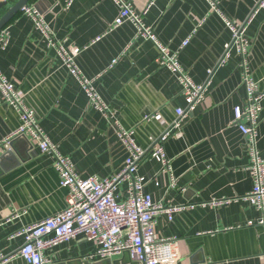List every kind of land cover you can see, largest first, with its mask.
Returning a JSON list of instances; mask_svg holds the SVG:
<instances>
[{
  "label": "crops",
  "instance_id": "1",
  "mask_svg": "<svg viewBox=\"0 0 264 264\" xmlns=\"http://www.w3.org/2000/svg\"><path fill=\"white\" fill-rule=\"evenodd\" d=\"M15 1L0 0V16ZM126 1L136 12L147 8L143 21L170 50L179 49V62L195 83L208 81L204 100L163 142L170 171L151 156L137 164V174L149 179L144 191L154 202L194 204L171 220L157 215L156 235L177 238L181 257L174 264H264L263 214L244 199L253 185L249 156L231 124L234 107L245 96L240 56L232 50L219 65L231 39L224 17L243 22L259 0H215L219 11L210 10L207 0ZM27 5L42 14L56 45H49L33 19L19 11L6 24L10 37L0 50L1 71L79 176L117 174L129 151L113 120L133 130L134 142L147 149L175 119V109L186 107L178 79L155 62L153 43L136 36L132 22L111 28L118 13L112 0H72L68 7L65 0H30ZM246 37L249 74L264 90V8L248 24ZM60 47L75 55L79 74L93 81L107 114L90 105L78 78L63 64ZM19 125L17 111L0 99V143ZM28 142L27 137L14 140L13 152L21 158L17 164L8 158L0 164V252L9 256L1 264H28L16 254L23 236H9L66 207L68 189L60 185L53 158ZM256 146L264 159V98ZM125 187L121 184L120 191ZM216 200L227 202L212 204ZM96 249L77 236L44 249L43 255L49 264H140L126 254L93 256Z\"/></svg>",
  "mask_w": 264,
  "mask_h": 264
},
{
  "label": "built area",
  "instance_id": "2",
  "mask_svg": "<svg viewBox=\"0 0 264 264\" xmlns=\"http://www.w3.org/2000/svg\"><path fill=\"white\" fill-rule=\"evenodd\" d=\"M112 1L118 6V13L111 28L119 26L124 21H130L135 25L136 36L146 38L153 43L156 49L155 62L166 66L176 76L181 86V94L186 101V107L175 109V119L160 136L152 140L147 149L139 147L134 142L133 130H124L113 120L117 135L129 151L122 169L109 178L99 179L96 176L82 178L76 173L71 159L62 154L57 145L46 136L38 125L33 111L25 105L23 96L17 91L14 82L9 80L0 69V99L17 111L20 120L19 127L0 143V148L8 145L10 140L17 136L29 138L31 144H35L42 153L53 158L60 185L68 189L64 209L25 226L9 236V238L23 236L24 241L16 254L28 264H49L43 255V250L77 236L94 242L97 249L93 256L97 255L101 258L126 254L130 260L140 264H174L181 257L176 237L156 235V217L165 214L167 219L171 220L175 213L192 208L194 204L163 205L154 202L151 195L144 191V186L149 179L137 174V164L143 157L151 156L161 164L162 170L170 171V162L165 154L163 142L168 136L178 133L183 119L204 100L208 81L203 84L195 83L184 71L178 59L179 49L170 50L157 38L152 28L143 21V14L147 8L143 12H136L126 0ZM207 1L210 4V10L219 11L215 0ZM71 3L72 0H65L66 7ZM262 8H264V0H259L243 22L224 17L231 31V39L225 44L219 62L220 65L226 61L232 50L240 56L245 96L242 104L234 107L231 124L236 126L242 134L249 156L248 170L251 173L253 185L244 199L262 212L263 217L259 223H264V159L259 155L256 140L264 90L258 88L257 83L249 74L247 59L250 41L246 37V28ZM20 12L33 19L35 28L47 38L49 45H56L52 31L45 24L42 14L28 5L23 6ZM9 37V31L4 26L0 29V50L6 48ZM187 42L188 38L179 48L185 46ZM60 51L63 64L69 68L71 74L78 78L90 105L107 114L108 106L102 103L94 92L93 81L79 74L74 63L75 55H69L61 47ZM74 52L78 53V49ZM115 61L113 60L112 63ZM207 73L211 77L213 71L208 70ZM170 178L171 185L175 186V179L172 176ZM123 183L126 184L125 190L120 191L119 187ZM225 202L227 201L216 200L212 201V204ZM17 216L18 213L15 212L12 217ZM7 258L9 256L0 252V264Z\"/></svg>",
  "mask_w": 264,
  "mask_h": 264
},
{
  "label": "water",
  "instance_id": "3",
  "mask_svg": "<svg viewBox=\"0 0 264 264\" xmlns=\"http://www.w3.org/2000/svg\"><path fill=\"white\" fill-rule=\"evenodd\" d=\"M30 0H16L1 16H0V29H2L6 24L20 11V9L27 5ZM24 136H17L10 140L8 145H6L3 149V152L0 154V164L3 166V162L5 159L12 160L13 164H17L18 160L20 161L21 158L16 152V154L13 152L14 146V140H17V138H23ZM28 147H31V144L28 142ZM18 156V158L16 157Z\"/></svg>",
  "mask_w": 264,
  "mask_h": 264
}]
</instances>
